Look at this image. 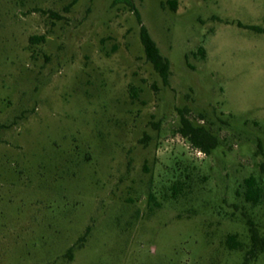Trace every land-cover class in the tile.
Masks as SVG:
<instances>
[{"label": "rangeland", "instance_id": "374dc122", "mask_svg": "<svg viewBox=\"0 0 264 264\" xmlns=\"http://www.w3.org/2000/svg\"><path fill=\"white\" fill-rule=\"evenodd\" d=\"M133 1L168 84L125 3L0 0V264H241L264 237V192L242 195L264 175V0Z\"/></svg>", "mask_w": 264, "mask_h": 264}, {"label": "trees", "instance_id": "16d2710c", "mask_svg": "<svg viewBox=\"0 0 264 264\" xmlns=\"http://www.w3.org/2000/svg\"><path fill=\"white\" fill-rule=\"evenodd\" d=\"M129 6L130 10L134 12L138 22H139V37L140 42L143 46L145 59L152 65L153 69L160 76L164 84H168L170 76V61L164 57L156 42L153 40L149 34L148 29L143 24L139 11L137 10L133 0H118ZM171 9H176L175 0L171 1ZM250 29L257 30L258 27L250 25L247 26ZM35 40H44L43 36L32 37ZM203 49L200 47L199 53L203 54ZM3 127L0 124V128ZM179 133L188 140L192 147L197 148L204 152L205 154L210 153V151L216 146L217 138L204 126H196L188 119L185 114L181 115L180 126L178 128ZM261 169L264 174V163L261 164ZM264 175L263 177L256 178L253 175L245 178L243 181V198L247 202L256 204L260 201L263 196L264 188ZM251 246L246 251L244 260L241 264H248L249 260L256 257L258 252L264 251V237H262L256 228L252 225L249 226ZM225 244L229 249L241 248V242L236 238V235H228L225 239Z\"/></svg>", "mask_w": 264, "mask_h": 264}]
</instances>
